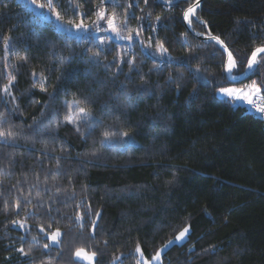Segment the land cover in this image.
I'll return each mask as SVG.
<instances>
[{
  "label": "trees",
  "instance_id": "1",
  "mask_svg": "<svg viewBox=\"0 0 264 264\" xmlns=\"http://www.w3.org/2000/svg\"><path fill=\"white\" fill-rule=\"evenodd\" d=\"M194 1L53 0L65 24L95 29L99 9L115 13L133 39L101 46L104 31L78 38L26 0H0V89L16 77L0 91V130L15 133L0 138V264H84L77 248L135 264L137 245L149 259L185 225L160 264H264V118L216 97L255 81L264 98V61L228 82L222 50L184 27ZM195 17L231 51L233 74L264 45V0H204ZM74 100L90 114L80 132L64 120Z\"/></svg>",
  "mask_w": 264,
  "mask_h": 264
},
{
  "label": "snow or ice",
  "instance_id": "2",
  "mask_svg": "<svg viewBox=\"0 0 264 264\" xmlns=\"http://www.w3.org/2000/svg\"><path fill=\"white\" fill-rule=\"evenodd\" d=\"M29 2L31 4H34L37 8H48V9H53V0H47V4L44 3H37V0H29ZM105 2H110L113 5L119 6L118 5V0H101V3H105ZM148 0H145V3H147ZM164 3L170 4L171 0H163ZM134 5L133 4H129L128 7L132 8ZM200 6V0H196V3H194L193 5H191L190 7H188V9L184 12L183 14V19L185 21L188 22L189 26L191 25L192 21L190 19V17L195 16L196 13V9L199 8ZM56 16V20L59 21L60 20V15L59 13H55ZM126 19L127 16L125 17V23H126ZM157 19H159V17H157ZM117 20V15L115 13H113L111 16H109L106 13V10L101 8L98 10L97 12V20L95 22V31L96 32H108L109 30L114 33L115 38L116 39H127V40H132V36L128 35V36H124L122 35L121 32V27L117 26L116 23ZM101 21H106L108 28L107 29H102L100 27V22ZM74 27L76 29L79 30H85L88 31L89 30V26L85 25L82 21L80 23H76L74 25ZM137 37L140 35V32L137 31L136 32ZM93 39H95V37H93ZM112 39L111 36H105V37H101L99 40V44L101 46H104L106 44L109 43V41ZM211 39L215 40L218 44L222 45L224 47V51L227 52V62L225 64V68L224 71L225 73L228 74V76L231 79H235L234 76H232V71L233 69L236 67V60L233 58V55L230 51H228L227 46L224 45V41L220 40L219 37H211ZM5 44L7 45V38L5 39ZM149 47H151V45H149ZM157 52H160L161 54H164L167 49H165L163 47V45H159L157 47ZM125 54L127 53V49L124 50ZM94 55L99 56L100 53L96 52L94 53ZM259 58V59H258ZM20 59L24 60L26 59L25 57H21ZM63 59V58H62ZM264 61V45L256 47L252 52H251V56L248 58V68L252 69L254 65H256L257 63H260ZM129 64H132L133 61L129 60L127 61ZM5 67H8L7 65H5ZM33 75L35 76V73H33ZM8 83L6 85L3 86L2 89H0V91H2L4 94L6 95H11L10 93V87L13 85L16 77L14 75H12L11 73L8 74ZM46 77L43 76V74H41V78H40V82H39V86L41 88V90H46L44 87V81H45ZM250 92H252L253 94L258 95L261 92V87L257 86L256 82L253 81V83L251 85L246 86ZM219 92L231 97L235 100H246L250 105L253 104V96L249 94V92H245L243 89H237V88H221L219 89ZM53 96H55V93H53ZM14 99V97H13ZM82 101L79 100H74L71 103L67 104V108H68V113L65 115L64 120L68 123H72L76 125V131L80 132L81 129L79 127V124L77 123L79 122H84L89 120L90 118V114L86 111L85 108L80 107ZM256 107L257 112H264V106L261 105H254ZM73 109H75V111H73ZM2 115V114H0ZM91 127V126H90ZM15 135L14 132L8 130V131H4V130H0V138H11ZM116 135L115 132H109V131H105L103 133L104 138L110 139L112 136ZM120 135L122 136H127L128 133L127 132H122L120 133ZM19 205L17 204V207ZM97 217H99L100 213L97 212L96 213ZM81 219L80 216H77V220L79 221ZM15 223V222H14ZM92 225H93V231L95 230V227L97 225V221L93 220L92 221ZM21 227H23V225H21ZM190 231L189 227H185L182 231L179 232V234L175 237V241L173 240H169L166 242L165 245H163L162 247H167L168 245H171L175 242H180L182 241L185 237L186 234H188ZM62 233L59 229H57L55 232H53L48 239H50L53 243H59L58 238L61 237ZM45 248H48L49 245L46 244L44 245ZM18 251L21 254L27 255V253L24 252L23 248L18 249ZM136 252L137 253H141L142 256V250L140 248L139 245H137L136 247ZM160 251L158 250L156 255L152 257L153 261H158L160 259ZM97 256V252L93 251L91 253H88L85 251L84 248H77L75 253H74V257L77 258L78 260H83V261H87V264H95V258ZM117 260H119V257H116ZM136 264H141V260L138 259ZM144 264H150L149 261H144Z\"/></svg>",
  "mask_w": 264,
  "mask_h": 264
},
{
  "label": "rangeland",
  "instance_id": "3",
  "mask_svg": "<svg viewBox=\"0 0 264 264\" xmlns=\"http://www.w3.org/2000/svg\"><path fill=\"white\" fill-rule=\"evenodd\" d=\"M26 2L29 4V6L35 11V12H37L38 14H40L42 17H45V18H49V19H51L53 22H54V25H56L57 26V28L59 29V30H61V31H63L64 33H66V34H69V35H73V36H76V37H80L81 35H88V36H90V34H96V33H99V32H96L95 31V29H89L88 31H85V30H79V29H76L75 27H74V25L75 24H68V23H64V22H62V21H57L56 20V16H55V12H51L50 11V9H48L47 7L46 8H43V9H41V8H37L34 4H31L30 2H29V0H26ZM37 3H39V2H37ZM117 23V22H116ZM117 26L118 27H120L119 25H118V23H117ZM100 27L102 28V29H107L108 28V25H107V22L106 21H101L100 22ZM107 34H109V36H111L112 37V39L111 40H115V41H120V42H127V43H130L132 40H127V39H116L115 38V35H114V33H112L110 30L107 32ZM126 36V35H125ZM99 39L101 38V37H104L103 35L101 36V35H98L97 36ZM132 39H133V37H132ZM221 88H237V89H243L245 92H249V94L250 95H252L253 97H255V96H259V94L258 95H256V94H253L252 92H250V90L246 87V86H243V87H241V86H237V85H235V84H231V85H226V86H221L220 88H218L217 90H216V97H217V99H226V100H230L231 102H233L234 104H236V105H241V106H246L247 108H249V106H250V104L246 101V100H235V99H233V98H231V97H228V96H226V95H224V94H222V93H220L219 92V89H221ZM185 227H189L188 225H185V226H183L182 228H181V230L180 231H182ZM179 231V232H180ZM53 232H55V231H53ZM52 232V233H53ZM179 232L176 234V235H174L173 237H170V238H168V240H166V242L167 241H169V240H173V241H175V237L179 234ZM190 232V231H189ZM189 234V233H188ZM188 234H186V237L182 240V241H180V242H175V243H173V244H180V243H182V242H184V240L187 238V236H188ZM59 239V238H58ZM166 242H164L162 245H160L158 248H157V250L154 252L155 254L153 255V256H155L156 255V253H157V251L159 250L160 251V253H161V255H160V259L158 260V261H153L152 260V257L151 258H145L144 256H143V253H142V256H141V253H137L136 252V247H135V249H134V253L136 254V257H137V260L138 259H140L141 260V264H144V261H149L150 262V264H160L161 263V261H162V254L164 253V251L165 250H167L171 245H173V244H171V245H168L167 247H162L163 245H165L166 244ZM49 244L50 245H56L57 243H53L50 239H49ZM76 251V250H75ZM75 251H74V253H75ZM87 252V251H86ZM74 253H73V256H74ZM88 253H91V252H89L88 251ZM121 256H119V258H120ZM75 258V257H74ZM76 260H78L77 258H75ZM137 260L135 261V264H136V262H137ZM81 262H83L84 264H87V261H83V260H80ZM117 260L115 259L114 261H113V263H117L116 262Z\"/></svg>",
  "mask_w": 264,
  "mask_h": 264
},
{
  "label": "water",
  "instance_id": "4",
  "mask_svg": "<svg viewBox=\"0 0 264 264\" xmlns=\"http://www.w3.org/2000/svg\"><path fill=\"white\" fill-rule=\"evenodd\" d=\"M161 1H162V0H161ZM178 1H181V0H173V1H171L170 4L175 3V2H178ZM203 1H204V0H200V6H201V4H202ZM194 3H196V0L193 2V4H194ZM165 4H166V5H170V4H167V3H165ZM193 4H191V5H193ZM191 5H190V6H191ZM190 6H188V7H190ZM200 6H199V7H200ZM188 7L185 8L184 12L188 9ZM197 9H199V8H197ZM197 9H196V10H197ZM184 12H183V14H184ZM183 14H182V20H183V24H184V27H185V29H186L187 32H189L193 37H196L198 40H200V41H202V42H206V41H207V42H211V43H213L214 45H216L217 47H219V48L222 50V52H223L224 55H225V60H224V63H223L224 68H225V64H226V62H227V52L224 51V47H223L222 45L218 44L215 40L211 39V37H215V36L211 33V31L208 30L206 24H205L203 21L201 22V25L204 27L205 32H201V31L193 30L192 27H191V25L189 26L188 22L185 21V20L183 19ZM192 17H193V18H196L195 16H192ZM190 18H191V17H190ZM224 45H225V43H224ZM227 49H228V47H227ZM254 49H255V48H254ZM254 49H253V50H254ZM228 51H229V49H228ZM230 52H231V51H230ZM232 55H233V54H232ZM250 56H251V54H250ZM250 56H249V57H250ZM249 57H248V58H249ZM233 58H234V56H233ZM245 64H246V65H245V67H244L242 73H240V74H233V71H232V76H234L235 79H231V78L228 76V74L225 73V71H224V69H223V74H224V76L226 77L227 81L230 82V83H231V82H232V83H236V82L243 81V80H244L245 78H247L251 73H253L254 70H255V69L258 67V65H259V63H257L256 65L253 66L252 69H249V68H248V59H247V61H246Z\"/></svg>",
  "mask_w": 264,
  "mask_h": 264
},
{
  "label": "built area",
  "instance_id": "5",
  "mask_svg": "<svg viewBox=\"0 0 264 264\" xmlns=\"http://www.w3.org/2000/svg\"><path fill=\"white\" fill-rule=\"evenodd\" d=\"M254 105H261L264 106V98L260 96H255L253 98V104L249 106V109L257 114L260 117H264V112H257L256 107Z\"/></svg>",
  "mask_w": 264,
  "mask_h": 264
}]
</instances>
